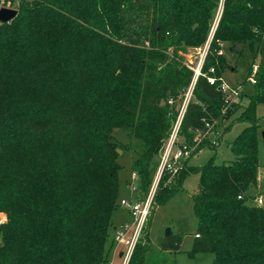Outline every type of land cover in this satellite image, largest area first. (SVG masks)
Masks as SVG:
<instances>
[{
    "label": "trees",
    "instance_id": "16d2710c",
    "mask_svg": "<svg viewBox=\"0 0 264 264\" xmlns=\"http://www.w3.org/2000/svg\"><path fill=\"white\" fill-rule=\"evenodd\" d=\"M7 1L14 0L0 4ZM220 2L179 126L189 143L206 122L220 126L234 112L218 84H209L208 70L220 77L228 67L217 54L222 42L255 45L262 53L264 0H18L16 16L0 23V213L6 216L0 264H108L119 207L117 149L130 148L113 130L142 145L131 172L138 176L133 197L143 199L152 159L193 76L177 51L206 42ZM254 79L231 122L246 123L228 144L234 158L217 164L212 155L188 165L212 146L202 142L170 182L163 185L171 175L165 173L156 186L154 203L162 205L198 174L197 236L189 254L213 253L204 264H264V204L250 203L248 194L258 179L256 107L264 103V66ZM150 215L128 264L147 263ZM180 244L173 233L160 248L179 251Z\"/></svg>",
    "mask_w": 264,
    "mask_h": 264
},
{
    "label": "rangeland",
    "instance_id": "374dc122",
    "mask_svg": "<svg viewBox=\"0 0 264 264\" xmlns=\"http://www.w3.org/2000/svg\"><path fill=\"white\" fill-rule=\"evenodd\" d=\"M17 3L18 0L7 1L0 4V7L15 9ZM220 11L221 2L219 3L217 13L210 27L207 40L203 45L198 47L185 46L177 51L178 58L187 69L192 71L193 76L194 71H202L208 42L217 24ZM255 47V45L249 46L248 44H238L232 47L226 42L220 43V48L217 50V54L225 57L228 67L224 70L220 77L215 75L213 67L209 68L208 71L212 74L210 76L215 78L218 85L225 83L229 86V89L236 88L238 92L237 95L231 94L230 91H221L224 99L226 100L225 103H234L236 108L230 117L225 119L220 126L214 125L211 132V138L217 140L216 144H212L210 141H208L212 146H204L203 148L199 149L195 155L188 159V165H202L212 155L215 156L214 161L217 164L223 162L227 163L234 158V155L231 153L228 144L235 138L242 128L246 126V123L237 121L231 125V122L234 121L241 113L242 107L247 104V97L245 94H250L252 91L253 83L247 78L249 66L252 63V74L250 77L253 78L255 71L258 68L264 66V47L262 53L257 52ZM190 83L183 90L181 95L186 93ZM256 117L260 128V138L258 142V179L257 186L251 187L248 191V194L250 195V203L256 204L255 199L256 197L260 196L263 199L262 204H264V142L262 139V132L264 131V103L257 105ZM174 120L175 119H173L170 124V131L172 129ZM113 135L117 141L130 147L129 149L123 150L117 158V162L120 165V169L118 171V203L120 199H128L129 197L130 188L128 187V184L132 180L131 164L136 158L137 153L141 152L142 145L135 138L129 140L127 132L124 130L114 129ZM166 142L167 138L162 140L157 154L152 159L148 191L153 186L160 156ZM171 177L172 175H169L167 179L163 181V185L167 182H170ZM137 179L132 181L136 186L134 193L137 190ZM197 186L198 174L192 173L183 181L182 190L175 194V196H173L170 200L162 205H156L153 203L148 226L150 249L146 253V264H202L204 260H201V256L205 257L210 255V253H196L197 255L189 254L197 226V220L192 209V194L196 191ZM120 214L121 209L115 210L112 214L113 221L117 220ZM166 229H170L172 234H180L181 244L179 251L162 250L160 248V242L163 238H165L164 233Z\"/></svg>",
    "mask_w": 264,
    "mask_h": 264
},
{
    "label": "built area",
    "instance_id": "2783aa9c",
    "mask_svg": "<svg viewBox=\"0 0 264 264\" xmlns=\"http://www.w3.org/2000/svg\"><path fill=\"white\" fill-rule=\"evenodd\" d=\"M200 74L201 72L199 70L194 71L193 79L187 88L186 93L183 95L181 102L175 105L177 110L176 118L167 137V142L162 150L153 186L143 199L138 200L133 197L136 186L132 181L137 179L138 176L135 172H131L132 180L128 184V187L130 188L129 197L128 199L122 198L118 202L119 207L127 209L129 213V219L123 223H120L119 225L112 227V245L109 250L108 264L129 263L136 244L141 241L144 227L149 215L151 214L156 186L160 177L165 173L171 175L175 174L183 165V163L192 156V153L202 142L210 141L212 144H216L217 142L216 139L211 138V132L214 127V123L210 122L205 123L204 130L196 131L194 133L190 143L186 142L184 137L179 133L182 115L186 110L188 103L193 99L192 89L197 77ZM248 79L252 83L255 82L253 77H249ZM207 80L211 85L216 83V80L213 77H208ZM218 88L222 92L230 91V93L233 95L238 94L236 88L229 89V86L225 83L219 84ZM167 103L169 105H173V99L169 98ZM255 201L258 205L263 203V199L260 196L256 197Z\"/></svg>",
    "mask_w": 264,
    "mask_h": 264
},
{
    "label": "crops",
    "instance_id": "0c3cea01",
    "mask_svg": "<svg viewBox=\"0 0 264 264\" xmlns=\"http://www.w3.org/2000/svg\"><path fill=\"white\" fill-rule=\"evenodd\" d=\"M117 209H121V214L119 215V218L117 220L113 221V217H112V223H113L112 227L116 226V225H119L120 223H123V222H125V221H127L129 219V213H128L127 209L122 208V207H118ZM5 219H6L5 214L4 213H0V223L5 221ZM112 227H111V230H110V237H109L108 244H107L110 247L112 245V235H113ZM201 253H197V254H201ZM206 253H209V252H206ZM213 258H214V254L213 253H210L209 256H205V257L201 256V260H204V262L202 264L210 262Z\"/></svg>",
    "mask_w": 264,
    "mask_h": 264
},
{
    "label": "water",
    "instance_id": "95a60500",
    "mask_svg": "<svg viewBox=\"0 0 264 264\" xmlns=\"http://www.w3.org/2000/svg\"><path fill=\"white\" fill-rule=\"evenodd\" d=\"M17 14L16 9L7 8V7H0V23H5L11 21ZM262 136H264V131L262 132ZM121 150L117 149V153L121 154ZM170 229H166L164 233V237H168L171 235Z\"/></svg>",
    "mask_w": 264,
    "mask_h": 264
}]
</instances>
